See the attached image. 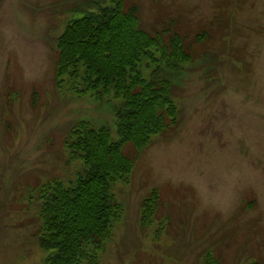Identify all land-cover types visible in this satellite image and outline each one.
<instances>
[{
    "label": "rangeland",
    "instance_id": "rangeland-1",
    "mask_svg": "<svg viewBox=\"0 0 264 264\" xmlns=\"http://www.w3.org/2000/svg\"><path fill=\"white\" fill-rule=\"evenodd\" d=\"M87 1L0 0V264H43L32 192L82 169L63 146L72 124L119 137L120 99L56 86V39ZM125 3L138 5L146 29L187 35L194 59L175 80L179 124L140 151L124 147L135 166L112 186L123 215L99 264H264V0Z\"/></svg>",
    "mask_w": 264,
    "mask_h": 264
},
{
    "label": "trees",
    "instance_id": "trees-1",
    "mask_svg": "<svg viewBox=\"0 0 264 264\" xmlns=\"http://www.w3.org/2000/svg\"><path fill=\"white\" fill-rule=\"evenodd\" d=\"M86 3L82 15L69 19L56 39V86L77 97L120 99L115 110L119 137L114 140L107 125L72 124L63 146L82 169L67 182L53 177L33 188L43 264H99L123 215L112 186L128 182L135 166L136 158L124 147L132 144L140 151L179 124L175 80L194 59L187 35L171 25L146 29L138 5ZM158 194L153 190L141 205L144 228L154 221Z\"/></svg>",
    "mask_w": 264,
    "mask_h": 264
}]
</instances>
